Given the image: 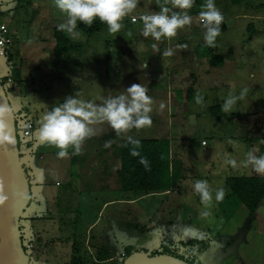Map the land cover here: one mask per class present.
<instances>
[{
  "label": "rangeland",
  "instance_id": "1",
  "mask_svg": "<svg viewBox=\"0 0 264 264\" xmlns=\"http://www.w3.org/2000/svg\"><path fill=\"white\" fill-rule=\"evenodd\" d=\"M161 2L138 0L116 33L107 28L90 38L77 27L76 35L64 31L77 48L60 63L54 54V29L67 16L55 2L0 0V17L10 30V44L0 56V78L16 110H28L17 116L15 127L31 188V206L20 220L21 245L30 264H120L125 250L187 264H264V199L252 215L227 187L231 178L264 177L251 165L239 166L251 149L257 156L264 154V0H214L228 21L213 46L206 44L198 16L206 0L177 10L193 19L174 37H145L139 16L158 11ZM153 43L161 54L166 48L173 54L145 67L142 46ZM133 45L141 51L126 49L122 58L123 49ZM39 59L46 65H38ZM15 68L22 84L14 80ZM133 84L144 86L151 97L150 125L118 133L99 116L80 152L69 147L65 157L39 139L43 115L67 97L91 102L98 110L105 100L122 94L130 101L127 89ZM242 88L248 89L245 97L223 111L225 99L238 96ZM130 138L170 140L171 157L181 170L178 187L147 194L139 203L134 201L137 195L118 187L120 160L113 143ZM228 157L238 161L236 168L226 163ZM197 179L208 180L213 192L223 187L224 199L205 207L193 189ZM201 211L210 215L202 217ZM200 247L206 252L198 263L192 255ZM2 256L0 244V264Z\"/></svg>",
  "mask_w": 264,
  "mask_h": 264
},
{
  "label": "clouds",
  "instance_id": "2",
  "mask_svg": "<svg viewBox=\"0 0 264 264\" xmlns=\"http://www.w3.org/2000/svg\"><path fill=\"white\" fill-rule=\"evenodd\" d=\"M54 2L55 6L67 16L66 22L57 25L58 30L76 35L78 21L91 25L96 18L107 24L110 33L118 32L122 27L121 20L136 9L138 0H54ZM193 3L194 0H163L159 3L158 11L140 15L143 24L142 34L145 37L151 35L156 41H160L162 37H174L177 30L190 25L193 18L187 11H172V8L186 10L191 8ZM198 16L202 27L206 29L204 40L207 45L213 46L220 33L223 14L215 6L214 0H206V3L201 5ZM132 20L135 22L136 16H132ZM151 47L154 51H158L156 43ZM172 54V48H166L162 53L163 56ZM247 91V88H242L238 96L229 95L221 106L222 110H231L238 99L245 97ZM127 93L131 97L130 101L122 94L119 97L108 98L105 100V106L99 107L98 110L91 102L72 96L67 97L65 101L43 115L39 127V139L58 148L59 151L56 153L58 157H65L68 155L69 147L74 148L76 153L80 152V145L92 132L90 125L99 116H102L118 133L132 127L139 129L150 125L152 121L149 113L152 101L147 89L140 84H133L128 87ZM195 99L200 103L202 97L198 93ZM15 109L16 106L11 101L0 102V146L16 143L15 130L11 123ZM132 142L137 146L140 144L139 140ZM108 143L105 144L106 147ZM255 152V149H251L244 153V159L239 161V166L246 168L251 165L256 173L264 174V154L257 156ZM131 154L138 155V152L133 149ZM140 163L148 168L146 158L141 157ZM226 163L233 168L238 166V161L232 157H228ZM193 189L199 194L200 201L205 207L213 199L217 202L222 201L226 194L223 187H217L213 192L206 179H197ZM7 200L4 181L0 178V205ZM200 215L208 217L210 212L201 211ZM192 250L195 251V248Z\"/></svg>",
  "mask_w": 264,
  "mask_h": 264
},
{
  "label": "trees",
  "instance_id": "3",
  "mask_svg": "<svg viewBox=\"0 0 264 264\" xmlns=\"http://www.w3.org/2000/svg\"><path fill=\"white\" fill-rule=\"evenodd\" d=\"M227 1H229L231 4H238L241 0ZM76 27L85 36L90 38L108 28L107 24L100 21L98 18L94 19L91 25H87L81 21H78ZM226 30L227 25L225 24V21H222L220 25V33H223ZM54 37L56 44L54 54L57 55L56 59L60 63L65 62L64 58L66 57V55H69L72 47L73 49H76L77 46L75 45L76 48H74V46L70 45V38L66 36L64 31L58 30V28L54 29ZM13 74L14 80L17 83L22 84L20 69L15 68ZM41 75L42 76L40 78H42V80H46L45 78H43L45 76L43 74ZM0 81L2 84H4L5 80L0 78ZM190 98L191 97H188V100ZM26 112H28V110L25 108H19L17 110L15 109V124L17 116L20 117V115ZM134 140H139L140 144L137 146L132 142ZM194 144H196L195 141L193 142V145ZM114 147L116 148L115 157L120 160V169L117 170V175L119 177V187L122 191L126 192L127 194L134 193V195L141 197L147 194L169 192L173 188L178 187L179 182L182 179L181 170L178 167L179 162L171 157L169 139H124L119 145L115 144ZM133 149L138 152V155L131 154ZM141 157L147 159L148 168H146L144 164L140 163ZM22 168L24 170L23 164ZM24 173L26 178L28 179L25 170ZM28 182L30 185L29 179ZM227 187L231 190L230 196L235 201L240 203V205H244L252 215L257 211V209L261 205L260 203L264 199V177L262 176H248L233 179L231 178L227 182ZM31 203L32 199L30 188V199L27 206H31ZM21 219L22 216L20 220ZM19 229L21 233V225ZM20 239L22 242V236L20 237ZM195 244L196 242H192V245ZM23 248L25 249L24 246ZM197 248L196 250H199V252L192 255V258H196L197 261L195 262L200 263L202 260V256L206 252V249L204 247H200L199 249ZM138 251L139 250H125L126 253L123 256L120 264H124V261L130 254Z\"/></svg>",
  "mask_w": 264,
  "mask_h": 264
},
{
  "label": "water",
  "instance_id": "4",
  "mask_svg": "<svg viewBox=\"0 0 264 264\" xmlns=\"http://www.w3.org/2000/svg\"><path fill=\"white\" fill-rule=\"evenodd\" d=\"M10 101L0 81V102ZM16 143L0 146V156L7 162L14 182V192L8 205H0L1 264H30L20 239V218L30 199V185L20 160V151L15 127V116L11 120ZM4 154V155H3ZM4 156V157H3ZM124 264H187L175 257L149 256L144 252L130 254Z\"/></svg>",
  "mask_w": 264,
  "mask_h": 264
},
{
  "label": "crops",
  "instance_id": "5",
  "mask_svg": "<svg viewBox=\"0 0 264 264\" xmlns=\"http://www.w3.org/2000/svg\"><path fill=\"white\" fill-rule=\"evenodd\" d=\"M52 2H54V0H51ZM178 9H175L174 8V11H177ZM140 17V16H139ZM234 18V17H233ZM227 21H228V19L226 20V24H227ZM134 23H137V21H135ZM138 46L137 45H133V46H131V47H128V48H124L123 50H124V52H123V54H120V56L123 58V57H125V55L127 54V52H129V51H126V49L127 50H130V52H134L135 54L138 52V51H141V49H139V47L137 48ZM184 48V47H183ZM161 48H159L158 47V51H154L153 49H152V47L151 46H149V45H145V46H142V54L140 55V58L141 57H143V55L145 56V59L144 60H146V61H144V63L142 64L143 66H145V67H148L149 65H151V64H154L155 62H156V60H158V59H163V56H162V54H161V50H160ZM188 48H184L183 50H185V51H188L187 50ZM126 51V52H125ZM135 55H133V57H134ZM150 56V57H149ZM44 62V60L43 59H39V60H37V63H38V65H40V63L41 62ZM40 62V63H39ZM57 63V61L56 62H54V66H55V64ZM44 64H45V62H44ZM46 65V64H45ZM47 67H48V65H47ZM38 75H39V77L40 76H42L41 74H40V72L38 73ZM46 76H48V74H45ZM251 75H253L254 76V74H251ZM220 110H221V108H220ZM194 145H196V144H194ZM115 146V143H113V147ZM204 147H207V144H205V145H203ZM118 187H119V184H118ZM164 193V192H163ZM166 193V192H165ZM164 193V194H165ZM144 196H146V195H144ZM143 196H141V197H138V198H136L134 201H135V203H139V202H142L143 200H146V199H144V198H142ZM146 205V203L145 204H142V207L143 206H145Z\"/></svg>",
  "mask_w": 264,
  "mask_h": 264
},
{
  "label": "bare ground",
  "instance_id": "6",
  "mask_svg": "<svg viewBox=\"0 0 264 264\" xmlns=\"http://www.w3.org/2000/svg\"><path fill=\"white\" fill-rule=\"evenodd\" d=\"M0 178L4 181V188L6 193L8 194V200L4 203L5 205H8L11 201L13 192H14V182L13 178L10 174L9 167L6 161L2 159L0 156Z\"/></svg>",
  "mask_w": 264,
  "mask_h": 264
},
{
  "label": "built area",
  "instance_id": "7",
  "mask_svg": "<svg viewBox=\"0 0 264 264\" xmlns=\"http://www.w3.org/2000/svg\"><path fill=\"white\" fill-rule=\"evenodd\" d=\"M9 34H10V30H9L6 22H4L0 17V56L3 55V51H5L10 44L9 43ZM31 128H32V125H29L28 130H26L25 134H29L30 133L29 130ZM202 144L205 145L206 141H203Z\"/></svg>",
  "mask_w": 264,
  "mask_h": 264
}]
</instances>
